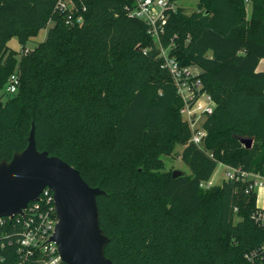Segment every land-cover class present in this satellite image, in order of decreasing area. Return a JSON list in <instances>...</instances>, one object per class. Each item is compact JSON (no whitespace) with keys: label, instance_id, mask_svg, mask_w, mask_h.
<instances>
[{"label":"trees","instance_id":"trees-1","mask_svg":"<svg viewBox=\"0 0 264 264\" xmlns=\"http://www.w3.org/2000/svg\"><path fill=\"white\" fill-rule=\"evenodd\" d=\"M55 2L0 0V160L27 147L34 123L39 150L106 191L97 197L100 223L116 264H251L246 252L264 241L251 218L254 194L239 181L201 183L220 161L264 173V0H250L249 18L246 0H198L197 10L170 14L164 44L200 68L217 101L203 148L190 141L147 24L125 0H82V23H68ZM50 21L47 38L27 47ZM13 35L20 51L8 45ZM14 72L20 86L10 94ZM178 144L191 172L174 176L162 156ZM22 228L17 217L0 224V237L10 236L3 264H20Z\"/></svg>","mask_w":264,"mask_h":264},{"label":"built area","instance_id":"built-area-1","mask_svg":"<svg viewBox=\"0 0 264 264\" xmlns=\"http://www.w3.org/2000/svg\"><path fill=\"white\" fill-rule=\"evenodd\" d=\"M55 10L68 12V23H82L83 15L79 5L82 0H55ZM179 0H125V9L132 16L144 21L159 48V57L162 66L166 68L173 78V83L180 95L183 104L181 114L183 120L191 129L190 141L199 147H204V141L208 134L205 126L206 120L217 107V101L205 88L200 78V68L196 65H183L177 56L171 53L174 42L167 46L163 42L170 14L182 6ZM250 2V0H246ZM86 10V6H83ZM20 86V76L14 72L8 78L5 85L7 93H16ZM219 164L225 167L223 181H239L244 184L246 193L255 196V207L251 218L260 227H264V173L248 170L242 166H235L224 162ZM212 178L203 181L201 186L210 187L215 185ZM221 184V183H217ZM43 201L49 205L42 207ZM30 203H32L30 205ZM25 209L24 215H16L13 218L0 217V224L7 219L18 218L22 221L23 228L17 238L20 264H66L60 255L58 245L50 239L54 233L58 216L56 212L54 193L46 187L38 200L31 201ZM0 237V264L5 261L4 249L9 240L8 233H2ZM251 264H264V241L257 247L245 254Z\"/></svg>","mask_w":264,"mask_h":264},{"label":"water","instance_id":"water-1","mask_svg":"<svg viewBox=\"0 0 264 264\" xmlns=\"http://www.w3.org/2000/svg\"><path fill=\"white\" fill-rule=\"evenodd\" d=\"M253 141L242 140L248 148ZM181 172L176 169L173 175ZM46 187L54 193L58 216L50 239L57 243L62 260L66 264H116L106 255L110 237L100 223L97 197L106 191L90 185L78 168L60 156L39 150L33 123L27 147L14 152L10 160H0V217L24 215Z\"/></svg>","mask_w":264,"mask_h":264},{"label":"rangeland","instance_id":"rangeland-1","mask_svg":"<svg viewBox=\"0 0 264 264\" xmlns=\"http://www.w3.org/2000/svg\"><path fill=\"white\" fill-rule=\"evenodd\" d=\"M178 3L182 5L189 13L198 9V0H179ZM246 9L249 18L252 10V2H246ZM53 24L54 22L50 21L46 28L41 29V31L37 35L32 36L26 44L27 47L33 48L39 42L45 40L47 38L49 28L53 26ZM8 45L10 48L17 51H20L22 48V44L17 35H13L10 37L8 41ZM182 150H183V146L178 144L175 146V148L170 154H164L162 156L166 170H171L173 172L174 170L178 169L186 173L191 172L189 166L184 162V160L181 157ZM224 178H225V167L218 163L215 172L212 175V181L216 184L222 183Z\"/></svg>","mask_w":264,"mask_h":264},{"label":"crops","instance_id":"crops-1","mask_svg":"<svg viewBox=\"0 0 264 264\" xmlns=\"http://www.w3.org/2000/svg\"><path fill=\"white\" fill-rule=\"evenodd\" d=\"M258 70L264 71V58H262L258 64Z\"/></svg>","mask_w":264,"mask_h":264}]
</instances>
